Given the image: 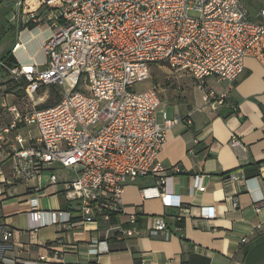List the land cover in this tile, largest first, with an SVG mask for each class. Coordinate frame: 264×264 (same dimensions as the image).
Segmentation results:
<instances>
[{
  "label": "built area",
  "instance_id": "2783aa9c",
  "mask_svg": "<svg viewBox=\"0 0 264 264\" xmlns=\"http://www.w3.org/2000/svg\"><path fill=\"white\" fill-rule=\"evenodd\" d=\"M33 1L37 7L28 0H17L14 7L28 14L29 23L49 22L51 33L42 43L44 59L21 60L19 53L26 50L22 41L12 48L15 61L0 57V69L22 84L33 102L25 112L17 104L0 102L10 114L0 123V210L9 187L45 173L49 184H62L59 190L77 204V218L68 209H42V184L27 200L30 229L49 224L71 228L104 214L121 215L126 185L150 174H159V179L141 189L142 198H170L174 175L159 153L169 128L180 118L170 119L162 109L164 121L159 122L158 90L137 86L150 77L152 64L166 63L195 78L206 102H223L224 96L206 86L207 79H237L245 72L246 57L264 65V9L255 14L244 0ZM49 85L61 86L63 95L56 104L41 107L45 99L40 92ZM229 144L241 154L248 150L237 133ZM260 167L264 169V162ZM61 169L74 175L62 178ZM174 170L180 172V166ZM224 176L240 178L237 172ZM195 180L191 192L205 191L202 176ZM202 209L207 218L215 215L213 207ZM185 215L178 214L176 221L181 223ZM151 220L149 234L169 236L165 216ZM136 221L137 214L131 213L125 222ZM125 222L111 224V235L124 239L144 234ZM15 236L16 229L0 221V264H19L5 257L18 245Z\"/></svg>",
  "mask_w": 264,
  "mask_h": 264
},
{
  "label": "crops",
  "instance_id": "0c3cea01",
  "mask_svg": "<svg viewBox=\"0 0 264 264\" xmlns=\"http://www.w3.org/2000/svg\"><path fill=\"white\" fill-rule=\"evenodd\" d=\"M16 1L0 0V29L16 33L14 45L22 41L27 48L33 33L40 34L43 43L51 33L49 22L39 26L29 23L28 14L13 10ZM28 1L37 7L33 0ZM10 9L16 24L8 30L3 19ZM260 10L252 11L257 14ZM206 86L224 96V101L206 102L198 87L202 93L199 100L187 106L174 103L181 113H167L170 119L180 118L169 128L159 153V160L174 175L170 198H142L141 189L158 182L159 174H150L126 185L121 215L104 214L71 228L49 224L30 229L27 200L37 186L44 185L38 195L42 209H68L76 219L77 204L59 190L62 184H49L48 174L21 182L7 192L8 199L0 210V221L16 229L18 244L7 250L5 257L16 258L19 264H264V228H259L264 224V169L260 167L264 162V65L257 58L246 57L243 75L223 82L209 77ZM163 121L161 113L159 122ZM31 130L35 133V127ZM234 133L247 145L245 154L230 146ZM175 165L180 166V172H175ZM230 172H237L240 178H226ZM60 173L62 178L74 175L67 169ZM196 175L202 176L206 189L192 193ZM235 200L238 206L233 205ZM205 206L214 208L213 217L202 215ZM131 213L137 214L134 225L125 222ZM183 213L185 218L177 222L176 216ZM151 216L167 218L169 236L149 234ZM120 221L142 229L144 234L115 238L109 227Z\"/></svg>",
  "mask_w": 264,
  "mask_h": 264
},
{
  "label": "rangeland",
  "instance_id": "374dc122",
  "mask_svg": "<svg viewBox=\"0 0 264 264\" xmlns=\"http://www.w3.org/2000/svg\"><path fill=\"white\" fill-rule=\"evenodd\" d=\"M253 1L254 9H264V0H245L248 5L249 2ZM252 3V2H251ZM12 6V5H11ZM10 6V8H11ZM249 7V6H248ZM15 7L13 6V10ZM13 10H9L4 14V25L10 28L11 25H15L16 21L13 18ZM3 16L2 13H0ZM1 18V17H0ZM1 25V22H0ZM18 39L15 32H3L0 29V57L12 51V47L15 41ZM29 45L24 51V54H20L21 60H28L34 58L36 61H42L44 59L43 52L41 51L42 36L40 34L33 33V36L29 40ZM0 102L5 101L7 104H17L18 108L22 111H26L28 107L33 103L32 100L22 89V84L15 81L9 72L4 69H0ZM219 84V83H218ZM198 82L195 78L179 71L170 68L166 63H155L151 66L150 77L140 83L137 87L144 89L147 87H156L159 96L162 100L160 109L167 111L168 116H172L174 111L181 113L177 110V106L174 103L183 104L187 106L192 101L199 100L200 89L198 88ZM43 96L44 103H41V107L56 104L63 95V88L57 85H49L42 88L40 92ZM201 93V94H200ZM165 100V101H164ZM0 106V123H4L7 119H10V114ZM158 120H161V113L159 114ZM22 134L28 136L27 130H21ZM48 173L44 174L47 177ZM19 184H15L8 188L10 194L11 188L18 187Z\"/></svg>",
  "mask_w": 264,
  "mask_h": 264
},
{
  "label": "trees",
  "instance_id": "16d2710c",
  "mask_svg": "<svg viewBox=\"0 0 264 264\" xmlns=\"http://www.w3.org/2000/svg\"><path fill=\"white\" fill-rule=\"evenodd\" d=\"M251 2L248 3V6L253 10L255 7L253 5V1H251ZM30 25H31V27H34V24L33 23H31ZM5 56H7L9 58L10 62L15 61V57H14L12 51H9L7 54H5Z\"/></svg>",
  "mask_w": 264,
  "mask_h": 264
}]
</instances>
